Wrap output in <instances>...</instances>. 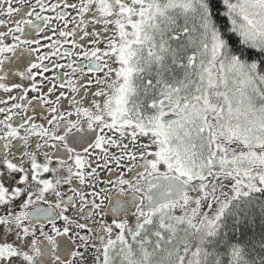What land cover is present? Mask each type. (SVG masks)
I'll list each match as a JSON object with an SVG mask.
<instances>
[{"label": "snow or ice", "instance_id": "snow-or-ice-1", "mask_svg": "<svg viewBox=\"0 0 264 264\" xmlns=\"http://www.w3.org/2000/svg\"><path fill=\"white\" fill-rule=\"evenodd\" d=\"M0 264H264V0H0Z\"/></svg>", "mask_w": 264, "mask_h": 264}]
</instances>
